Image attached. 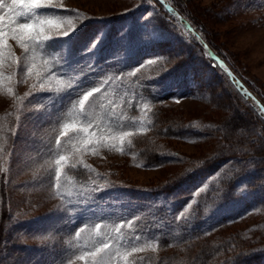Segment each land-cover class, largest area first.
Returning a JSON list of instances; mask_svg holds the SVG:
<instances>
[{
	"label": "rangeland",
	"instance_id": "1",
	"mask_svg": "<svg viewBox=\"0 0 264 264\" xmlns=\"http://www.w3.org/2000/svg\"><path fill=\"white\" fill-rule=\"evenodd\" d=\"M158 1L174 18L156 0H45L31 12L0 0V264H216L264 251L254 163L240 157L254 150L214 159L248 140L222 135L228 124L248 122L264 143V0H185L198 31ZM164 45L194 61L197 80L165 66ZM207 81L213 101L199 94ZM169 124L209 135L162 134ZM144 148L168 158L149 165Z\"/></svg>",
	"mask_w": 264,
	"mask_h": 264
},
{
	"label": "trees",
	"instance_id": "2",
	"mask_svg": "<svg viewBox=\"0 0 264 264\" xmlns=\"http://www.w3.org/2000/svg\"><path fill=\"white\" fill-rule=\"evenodd\" d=\"M156 2L162 7V9L166 13H168L169 15H171L173 17L172 12L170 10H168L167 7H165L158 0H156ZM184 3H185V0H173V1H171L170 5H171V8L173 10H175L179 14L180 17H182L183 19L188 21L189 24L192 27H195L198 31L199 29L195 25V22L193 21V18L189 14L188 10L184 7V5H183ZM203 38L205 39V42H206L207 46L209 47V49H211L214 52V54L222 57L228 63L227 59L224 56H222L220 53H218V51L215 49V47L213 45H211L210 41L206 38L205 35ZM196 44L199 48L203 49V46H201L202 44L200 45L197 42H196ZM162 48H163V57H164L163 61H164L166 67L172 68L171 71L182 70L186 74H189L190 72L193 75L195 74L196 68H194V65L192 66V64L194 62L192 59L184 57L180 52L174 53L173 50H171V48L169 47V45L168 46L164 45V46H162ZM218 69L220 70V72L222 71V69L219 66H218ZM223 74L227 78L231 87L238 93V95H240L243 98L242 92L237 88V86L232 82V80L224 72H223ZM195 78L197 80L196 76H195ZM202 92H205V93L207 92V95H204V96H207L208 100L213 101L215 99L214 93L216 92V88H215L214 84H212L211 81H207L206 83L201 85V87L199 89V94ZM263 122H264V119H263ZM154 126H155V124L153 125V127ZM222 130H223L222 135H224L228 138H231L236 134H238V135L244 134L243 137H247V139L250 141L247 143L248 140L244 139L243 143H241L239 145L232 142L231 146H233V148L231 146H230L231 148L230 147L229 148H223L222 151L215 153L217 155V158H214V159L215 160L216 159L217 160L218 159H222V160L235 159V158H239V155L236 153L239 150H241V151L246 150V148H248V150H254L252 152H247L246 154L242 153V154H240V157L241 156H244V157L248 156V154L251 155V160L254 164L252 163L253 169L250 172V178L248 177V186H249L248 192L253 196L252 199L256 205H264V143L259 142L258 137H257V139L252 137L253 136L252 130H254V128L248 122H245V123L241 122L240 125H238V127H235V125H233V124H228V125L224 126V128ZM162 134L170 135V136H173V135L208 136L209 132L197 131V130L189 127L188 125L181 126V125L169 124L168 127H166L165 129L162 128ZM234 145H237L238 149L234 148L235 147ZM139 153L143 157L144 161L147 164L152 165V166L159 165V164L163 163L164 160H166L168 158L166 153H161V150H157L155 148L154 149H151V148L150 149L149 148L140 149ZM255 155L258 158H255ZM205 172H206L205 170H198V171H196V173H191L189 176H187L189 182H195L198 178L205 175ZM185 183H186V181H185ZM174 188L175 187H168L167 186V187H164L163 189L166 190L167 192H171V191H173L172 189H174ZM224 223L227 224L228 222L220 223V225L222 226V225H224ZM220 225H219V227H220ZM203 234H204V231H198V233H197V235H201V236ZM209 255L210 254H208V256ZM208 256L205 258H202L203 261H205L208 258ZM263 259H264V251L261 249L260 250H254V251H251L249 249H240L237 251V254L235 255V257L223 259L216 264H258Z\"/></svg>",
	"mask_w": 264,
	"mask_h": 264
},
{
	"label": "snow or ice",
	"instance_id": "3",
	"mask_svg": "<svg viewBox=\"0 0 264 264\" xmlns=\"http://www.w3.org/2000/svg\"><path fill=\"white\" fill-rule=\"evenodd\" d=\"M12 3L15 4H19L21 6H25L29 9V11H35L36 9H39L43 6H45V0H12ZM25 13H20L18 15H24ZM4 20L3 17H0V24H3ZM49 24L52 23V21H48ZM18 28L23 30L26 33H30L34 30V26L29 24V23H19L18 24ZM43 32V28L40 29L39 32H37V36L41 35ZM69 32H65L63 33V35H67ZM3 30L0 29V36H3ZM32 38V37H29ZM45 39H47V37H45ZM99 91V89H93L92 91L86 92L83 95V98L80 99L79 101V105H80V109L82 114H84V108H85V102L89 101V98L93 96V92ZM69 126L65 125V129H67ZM79 131L84 132V133H88V129L87 128H80ZM124 135H129V133H124ZM88 143H91V140L87 141ZM60 141L57 140V144H59ZM65 160L64 156H61L59 160L56 161L57 164H60L62 161ZM56 176L59 177L60 176V169L58 168L56 171ZM99 227V226H98ZM108 244H104L102 246V248H98L96 250V252L90 253L89 255L92 256H98L100 252L103 251V249L107 248Z\"/></svg>",
	"mask_w": 264,
	"mask_h": 264
},
{
	"label": "water",
	"instance_id": "4",
	"mask_svg": "<svg viewBox=\"0 0 264 264\" xmlns=\"http://www.w3.org/2000/svg\"><path fill=\"white\" fill-rule=\"evenodd\" d=\"M259 106H260V108H262L263 109V111H264V107L259 103Z\"/></svg>",
	"mask_w": 264,
	"mask_h": 264
}]
</instances>
